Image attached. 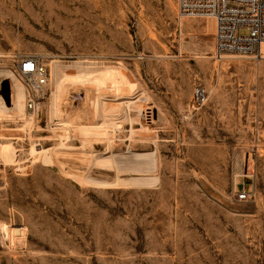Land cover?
Here are the masks:
<instances>
[{"label":"rangeland","instance_id":"obj_1","mask_svg":"<svg viewBox=\"0 0 264 264\" xmlns=\"http://www.w3.org/2000/svg\"><path fill=\"white\" fill-rule=\"evenodd\" d=\"M215 31L178 0H0V264H264V54ZM28 56L51 80L21 117Z\"/></svg>","mask_w":264,"mask_h":264},{"label":"built area","instance_id":"obj_2","mask_svg":"<svg viewBox=\"0 0 264 264\" xmlns=\"http://www.w3.org/2000/svg\"><path fill=\"white\" fill-rule=\"evenodd\" d=\"M178 10L181 17L215 20V50L220 56L260 55L264 44V0H178ZM16 72L26 84V110L38 114L49 92V67L42 57L28 56L18 63ZM206 97L205 88H196L193 105L203 104ZM246 199L247 194L238 195L239 201Z\"/></svg>","mask_w":264,"mask_h":264},{"label":"bare ground","instance_id":"obj_3","mask_svg":"<svg viewBox=\"0 0 264 264\" xmlns=\"http://www.w3.org/2000/svg\"><path fill=\"white\" fill-rule=\"evenodd\" d=\"M215 28H216V22H215ZM261 47H262L261 48L262 49V52H260V55H261L260 58H263V54H264V44H262ZM228 56H238V55H224V56H219V58H224V57H228ZM52 64H53L52 65L53 66L52 69H53V73H54L55 84L57 86H60L61 85V82L63 81L62 79L65 76H68V78L73 79L72 76H74V74L76 76V75H78L80 73V69L77 68V67H75V66H73V67L65 66V65L59 64L57 61H55V62L52 61ZM73 72H75V73H73ZM7 76H8V74H7ZM16 82H17V85H18V82L19 81H16ZM71 83H73V82H71ZM72 85L75 86V87H77L76 86L77 83H74ZM19 86H20V84H19ZM19 86L18 87H15L14 90L12 89L13 92L11 93V98L6 103H7V106L8 107H10L14 112L20 113V116L22 117L24 115V108L23 107H25V102H24V96H23V98L21 96V94H22L21 88L22 87L21 86L19 87ZM23 102H24V106H23ZM18 116H19V114H18ZM137 159L150 160V163L151 162L153 163V159H152L151 155L150 154H147V153H146V155L145 154L144 155H142V154L141 155H137ZM143 163L148 164L147 161H145ZM147 181H149V180L146 179V178H140V179L133 180V182L136 183V184L137 183H144V182L147 183Z\"/></svg>","mask_w":264,"mask_h":264}]
</instances>
